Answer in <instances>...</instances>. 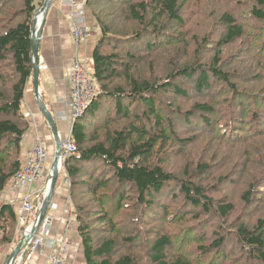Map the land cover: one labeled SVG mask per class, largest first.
<instances>
[{"label":"trees","instance_id":"1","mask_svg":"<svg viewBox=\"0 0 264 264\" xmlns=\"http://www.w3.org/2000/svg\"><path fill=\"white\" fill-rule=\"evenodd\" d=\"M45 1L0 0V250L22 238L20 205L1 197L27 161L23 105ZM87 11L100 93L63 167L83 264H264V209L249 221L264 198V0H88ZM219 152L238 159L228 174L214 171Z\"/></svg>","mask_w":264,"mask_h":264},{"label":"built area","instance_id":"2","mask_svg":"<svg viewBox=\"0 0 264 264\" xmlns=\"http://www.w3.org/2000/svg\"><path fill=\"white\" fill-rule=\"evenodd\" d=\"M59 1L61 4L70 8L73 40L76 48H78L88 37L94 34L93 29L89 25L84 24L88 0ZM39 18H41V16L38 17V20ZM40 21L41 20H39V22ZM41 70L42 72H48L49 69L47 65H43ZM67 82L69 85V106L72 109V113L70 118H68L67 115H62L59 120L68 121L69 119L71 127L67 136L59 134V137L62 146V155L60 157V178L62 179L63 184L69 187L71 184L69 176L66 173L65 176H61V174L64 170V163L76 151V145L72 138L73 125L75 121L83 115L90 103L98 97L100 87L94 77L92 64L79 57L75 58L73 64L68 70ZM30 116H32L31 113L26 115L29 122L31 120L34 125V120L33 118H30ZM52 175L53 164L51 167L47 147L43 138L38 136L27 153V161L22 170L11 180L2 195L5 201L11 202L14 205L17 203L20 205L18 211V224H20V228L17 230L22 236L31 234L33 228L36 226L38 218L37 216L35 221H31L35 208L33 187L39 181H45L42 191L43 194L40 196L43 197L44 200L51 186ZM16 194L21 197L20 200H18V198L16 199L17 202L10 199L11 195ZM40 200L38 203V213L43 203H40ZM75 222L74 213L72 209H70L65 226V235L73 230ZM53 227L54 217L48 213L42 222L39 231L30 240L28 246L22 251L15 264H23L26 260V254L44 256L47 252L50 254L47 256L45 264H66L65 260L71 252V245H68V241L65 239H53L51 237Z\"/></svg>","mask_w":264,"mask_h":264},{"label":"crops","instance_id":"3","mask_svg":"<svg viewBox=\"0 0 264 264\" xmlns=\"http://www.w3.org/2000/svg\"><path fill=\"white\" fill-rule=\"evenodd\" d=\"M86 12L84 24L89 25L93 29L94 34L88 37L78 48H76L73 40L70 8L61 4L59 0L54 1L43 30L39 53L40 70L43 65H47L49 70L48 72H42L41 70L42 75L40 77L39 91L42 101L56 119L59 134L62 136H67L71 127L69 119L68 121L59 120L62 115H67L68 118H70L72 113L68 99V70L76 57H79L82 60H87L92 64L94 49L98 41L99 29L95 26V20L92 15L87 10ZM23 112L26 115L31 113L32 116H30V118H33L34 120V126H32L33 123L31 120L29 122L30 130L24 140V153L27 155L28 151L36 141L34 136L35 133H40L42 135V132L47 135L45 140L43 139L47 147V152L49 153L53 143L56 149L55 138L47 121L42 115L37 102L33 78L26 89ZM58 185L59 182L55 190L52 206L49 210V213L54 217V227L52 228L51 237L57 240L66 239V241L71 242L72 248L70 255L65 260L66 264H83V248L78 232L72 233V230L65 236V226L70 208L68 207L67 189L64 186L59 188ZM43 186L44 184L42 185V181H39L33 187L35 200L41 198L40 196L43 194ZM17 198L18 200L21 199L17 194L10 196V199L15 202H17ZM18 244L19 243L12 245L7 261H9ZM49 254L50 253L47 252L44 256L36 254L29 255L25 262H27L26 264H45Z\"/></svg>","mask_w":264,"mask_h":264},{"label":"water","instance_id":"4","mask_svg":"<svg viewBox=\"0 0 264 264\" xmlns=\"http://www.w3.org/2000/svg\"><path fill=\"white\" fill-rule=\"evenodd\" d=\"M55 0H46L43 7L37 12L35 19H34V27H33V34H32V41H33V62H34V74H33V82H34V89L37 98V102L40 108L42 115L44 116L45 120L47 121L51 132L56 141V151L54 156L53 162V175H52V182L50 189L42 203V207L39 211V215L36 221V226L33 228L31 234L24 235L17 248L12 253L9 261L7 264H15L18 257L21 255L22 251L28 246L30 240L36 235L38 232L42 222L44 221L45 217L47 216L55 195V190L57 184L60 179V157L62 155V146L59 137V130L57 126L56 119L54 118L53 114L48 110L47 106L41 99L39 87H40V77L42 72L40 70V46L43 37V30L46 24L47 17L49 12L53 6ZM41 16V21L39 22L38 17Z\"/></svg>","mask_w":264,"mask_h":264},{"label":"rangeland","instance_id":"5","mask_svg":"<svg viewBox=\"0 0 264 264\" xmlns=\"http://www.w3.org/2000/svg\"><path fill=\"white\" fill-rule=\"evenodd\" d=\"M56 4H58V3H56ZM208 8H210V7H207L206 6V8H204V10H203V12L206 14V16L207 17H209L210 16V13H211V9H208ZM207 24V21H206V19H202V22H201V24L200 25H206ZM209 28H210V25H209V23H208V25H207ZM205 31V30H204ZM233 49V47H231L230 48V51L229 52H231V50ZM156 55H158V53H151V54H149L148 56H146L145 58H147V60H146V62H144L143 64H142V62H140L139 63V67L140 68H142V67H145V66H147L152 60H154L153 58L156 56ZM232 63H234L233 64V67L232 68H239V63L236 61V62H232ZM161 70H162V67L161 66H159V65H155V68H154V71L158 74V75H160L161 73ZM190 86H191V84H189ZM202 97H197V98H195V100H198V99H201ZM205 98V97H204ZM184 106H188V103H185L184 104ZM32 126H34V125H32ZM42 132V131H41ZM50 132V131H49ZM51 134V133H50ZM35 139L36 138H38V136L39 137H41V138H43L44 140H45V137H47V135L46 134H44L43 132H42V135L40 134V133H35ZM53 138V137H52ZM210 138V140H211V137H209ZM48 139V138H47ZM213 143V142H212ZM242 147V146H241ZM202 147H199V145L196 147V152H195V156H196V158H201V157H204L205 156V152H204V150H203V148L201 149ZM55 151H56V149H55V146H54V143L52 144V146H51V148H50V151H49V155H50V164H51V167H52V164H53V160H54V156H55ZM229 151H231V149H229V148H226V152H229ZM224 155H225V153H224ZM224 155H223V153H222V155H221V157H220V152H219V155L216 157V158H218V160H220L221 158H223V160L222 161H218V162H220V163H218V165H217V167H216V169L214 170L215 172L216 171H219V170H222V169H224L225 167H227V166H229V165H231V166H233L234 164H236L237 163V161H238V159L236 158V159H230L229 157H224ZM257 156H259L258 154H257ZM211 158H213V157H209V159H211ZM216 158H214V160L213 161H216ZM52 162V163H51ZM226 170V172H227V174L231 171V169L230 168H226V169H224V171ZM65 176V171L63 170V172H62V174H61V176ZM220 175V174H219ZM235 178V177H234ZM242 178H244V176H242V174L240 175V179H242ZM239 179V180H240ZM234 180V179H233ZM237 181L238 183H237V186H234V187H232V189H230V190H228V191H230V194L231 193H234V194H236L237 193V191H238V189L240 188V185H241V182L240 181ZM42 181V185L43 184H45V181L44 180H41ZM35 186V185H34ZM59 188H61V187H65L66 189H67V194H68V207L70 208V209H72V199H71V197H70V192H69V188H68V186H65V185H63V182H62V179L60 178L59 179ZM259 192H262V191H259ZM213 196H216V198H220V197H222L223 196V193H221V194H216V195H214V194H212ZM1 198H4L3 196L1 197ZM41 199V198H40ZM40 199H38V200H35L34 199V201H35V203L37 202V204L39 203V200ZM43 202V199L42 200H40V203H42ZM263 209H264V198L262 199V201L258 204V214L256 215V217L255 218H250L249 219V221H251V222H255V219L257 218V216L260 214V212H263ZM243 210H242V208H241V212H242ZM37 218V217H36ZM36 218H35V220H36ZM20 228V224H17V228H16V230L17 229H19ZM18 231V230H17ZM74 232H78V234H79V236H80V233H79V231H78V226H77V223L75 222V224H74V228H73V232L72 233H74ZM66 236V235H65ZM23 237V236H22ZM81 238V237H80ZM66 240V239H65ZM18 243H19V241H18ZM68 245H71V242L70 241H68V243H67ZM11 248H12V246H9V247H6V248H4V249H2V250H0V264H7V259H8V254H10V252H11ZM72 248V247H71ZM70 254H68V256H69ZM82 260H83V262H84V253H83V257H82ZM27 262H24L23 264H26Z\"/></svg>","mask_w":264,"mask_h":264},{"label":"bare ground","instance_id":"6","mask_svg":"<svg viewBox=\"0 0 264 264\" xmlns=\"http://www.w3.org/2000/svg\"><path fill=\"white\" fill-rule=\"evenodd\" d=\"M39 20H41V18H39ZM49 213V212H48ZM39 231V230H38Z\"/></svg>","mask_w":264,"mask_h":264}]
</instances>
